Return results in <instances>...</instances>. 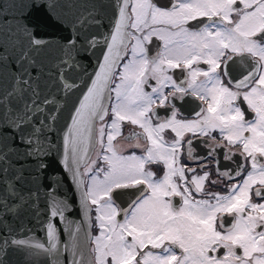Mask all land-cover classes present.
Wrapping results in <instances>:
<instances>
[{
  "label": "snow or ice",
  "instance_id": "6c2138e0",
  "mask_svg": "<svg viewBox=\"0 0 264 264\" xmlns=\"http://www.w3.org/2000/svg\"><path fill=\"white\" fill-rule=\"evenodd\" d=\"M20 6L27 11L9 19L3 0H0V78L10 67L7 42L23 34L29 44L16 60L18 71L10 87L0 85V185L3 186L0 212L4 213L0 218V229L6 227L8 214H18L25 209L33 195L29 192L25 196L22 190L17 191L15 184L7 182L8 158L12 153L18 157L37 155L32 149L31 137L42 129L33 127L31 121L34 113L44 109L38 103V81L31 78L35 64L29 53L52 43L35 36L36 25L29 18L34 12L52 9L55 5L46 0H27V3L21 0ZM117 7L119 19L115 22L111 42L107 44L104 62L72 117L76 135H82L84 131L91 133V121H103L108 115L101 100L105 86L114 75L116 61L122 58L120 47H127L125 40L128 37L135 40L131 46L132 59L123 65L118 76L120 83L113 89L116 99L111 104L107 133L105 126L99 129L104 152L102 159L107 170H100L103 180L93 175L83 193L85 204L96 206L98 234L90 237L93 255L87 262L73 259L68 264H264V161L258 159L264 157V0H173L169 7L159 6L155 0H123ZM51 19L57 24L61 22L56 17ZM191 21L200 23L190 25ZM93 22L92 13L82 15L76 21L80 25ZM129 27L134 31L126 32ZM191 27L197 30L192 31ZM141 32L144 33L142 38L136 35ZM153 36L163 41V48L149 57L144 43L151 42ZM62 41H55V47L66 54L78 51L71 34ZM201 62L208 65L206 70L193 68ZM230 62L233 66L241 65L243 71L239 79H234L229 72ZM221 65L222 74L217 71ZM181 66L187 70V80L177 83L167 73ZM200 76L204 80L198 81ZM222 76L228 78L227 83ZM150 80H155L156 85L152 86ZM145 86L152 88L151 93L145 91ZM70 87V84H64V88ZM169 87L173 91L165 93L164 89ZM29 92L31 96H28ZM189 94L204 101L207 109L196 112L197 119H178L174 99L170 97L183 100ZM241 99L255 114L253 119H246L243 105L237 103ZM43 103L53 102L45 97ZM154 105L171 108L170 116H161ZM153 118L159 121L155 125ZM122 122L138 125L143 130L142 134L131 132L125 139L146 137L148 146L144 155H121L116 151L113 141L121 134ZM165 129L175 133L173 142L164 141L162 133ZM217 129L227 146L239 145L241 155L251 163V170L242 182L232 184L225 195L205 191L204 182L209 179V172L193 175L190 187L185 169L193 173L195 169L182 164L180 158L185 133L208 136ZM105 135L107 144L103 143ZM64 140L66 148L69 142L73 144L75 153V137L66 135ZM188 144L191 146L192 141ZM189 158L196 159L191 156V147ZM225 158L230 160L232 155L225 153ZM160 163L164 173L156 179L153 171L145 166ZM36 166L38 169L46 167L39 160ZM243 169L244 164H238L234 176H241ZM79 175L76 173L77 177ZM219 175L234 178L227 172ZM176 177L178 180L174 179ZM141 185L146 188L139 187ZM122 189H137L133 193L135 199L127 208H122L113 198V193ZM253 190L259 202H253ZM194 193L210 198L197 199ZM9 196L15 201L11 208L7 204ZM177 196L182 201L179 207L170 199ZM66 210V203L58 204L51 217L59 215L63 218ZM118 216L122 218L118 220ZM225 216L232 217L230 223ZM46 238L47 247L30 240L12 239L10 243L29 249L31 256L52 257L55 264L61 252L51 218L46 224ZM8 246L9 241L4 240L0 244V253ZM149 246L160 251L153 252ZM176 248L181 254H177ZM220 249L224 250L223 254H219ZM71 252L73 257L77 255L75 246Z\"/></svg>",
  "mask_w": 264,
  "mask_h": 264
},
{
  "label": "water",
  "instance_id": "95a60500",
  "mask_svg": "<svg viewBox=\"0 0 264 264\" xmlns=\"http://www.w3.org/2000/svg\"><path fill=\"white\" fill-rule=\"evenodd\" d=\"M24 3H27V0H24ZM46 3H52L55 7L34 12L29 18L31 23L36 25L35 36L52 42L50 46L29 53L35 64L31 69V78L38 81L40 92L38 103L44 109L43 112L34 113L31 121L33 127L42 129L31 137L32 149L37 155L18 157L12 153L8 158L7 182L15 184L17 191L22 190L25 196L29 192L33 195L25 209H21L18 214H8L6 227L0 229V244L4 240L9 241L5 252L0 253L3 264H53L52 257L43 255L34 257L28 254L29 249L18 248L10 243L12 239L30 240L43 243L47 247L46 224L49 218L57 230L58 248L61 252L55 264H68V261L73 259H83L87 262L92 257L89 243L92 236L91 210L89 203L84 202L82 169L95 147V127L99 119L91 121V133L84 131L82 135H76L72 117L88 88L92 86V80L100 70V64L104 62L107 44L111 42L115 22L119 19L117 5L122 4L123 0H46ZM69 3L73 6L68 7ZM3 4L8 11L9 19L19 17L27 11L20 6L21 0H3ZM13 4L16 6L13 7ZM88 13H92L94 17L93 23L83 25L76 23L77 18ZM51 17H56L61 22L57 24ZM125 31L127 32V28ZM70 34L78 51L66 54L64 50L55 47V41H62V38ZM128 41L129 37L125 40L126 45ZM7 47L11 57L10 67L3 78H0V85L10 87L18 71L16 60L21 52L29 48V44L27 38L21 34L9 40ZM126 48L120 47L122 58L116 61L114 72L124 58ZM112 76L105 86L101 100L106 108L109 104ZM65 83L71 87L64 88ZM28 96H31L30 92ZM45 97L53 103H43ZM40 120L45 122L41 124ZM66 135L75 137V153L71 142L67 148L65 147ZM8 139L11 141L12 137L9 136ZM234 159L237 162V158ZM37 160L43 161L46 167L38 169ZM218 168L227 170L228 165ZM76 173L80 174L79 177ZM77 180L80 181L79 184ZM2 187L0 185V189ZM2 195L0 192V196ZM14 203L13 198L9 196L8 207H13ZM64 203L68 205V210L64 212L63 218L59 215L51 217L53 208ZM3 217L4 213L0 212V218ZM74 246L77 250L75 257L71 252Z\"/></svg>",
  "mask_w": 264,
  "mask_h": 264
},
{
  "label": "flooded vegetation",
  "instance_id": "af4514ba",
  "mask_svg": "<svg viewBox=\"0 0 264 264\" xmlns=\"http://www.w3.org/2000/svg\"><path fill=\"white\" fill-rule=\"evenodd\" d=\"M155 2L161 6V7H169L173 0H155ZM129 14L131 13V9L129 7L128 9ZM199 21H191L190 25H199ZM188 25H186L187 27ZM190 30L196 31V27H191ZM134 30L130 27L127 28V32H133ZM146 31V30H145ZM137 36L143 37L144 33H136ZM135 43V40L131 39L129 37L128 45L124 54V58L121 60V62L118 64L117 70L114 72V75L112 77V81L110 83V91H109V105L107 107L108 109V115L105 116L103 121H96V127H95V147L91 153V157L89 158L88 162L84 164V167L82 169V175L84 177V188L87 187L88 184H91L92 180L91 177L95 175L97 179L103 180V171L100 170H107V164L103 161L102 157L104 155V152L101 147V138L99 136V129L101 126H105V131L107 133V124L111 123V104L115 103L116 99V93L113 90L116 86V84L120 83L118 76L119 73L123 70V65L125 63H128L132 59V52H131V46ZM144 47L146 51L148 52L149 57L156 55L157 51L161 50L163 48V41L158 40L155 36L152 37L151 42H145ZM239 59V58H236ZM201 68V69H207L208 65L204 64L203 62L199 64H194L193 68ZM223 65H221V69H218V72H221L222 74ZM243 69L241 65L237 64L233 66L231 62L229 63V72L232 74L234 79L240 78V72H242ZM168 75H171L173 79L179 83L181 80H187V70L183 68V66L176 68V69H170L167 73ZM225 83H227L228 78L223 77ZM198 81L204 80L203 76L197 77ZM152 86L156 85L155 80H150L149 82ZM184 87L187 88V83L184 84ZM235 90V89H233ZM145 91L151 93L152 88L149 86H145ZM165 93L173 91L171 87L164 89ZM179 96V94H177ZM174 99V104L176 105V110L178 111V119H186V120H194L197 119L195 113L199 112L201 108L207 109V104L197 99L196 97L192 96L191 94L184 97L183 100L179 98H172ZM237 103H240L243 105V110L246 112V119H253L254 113L247 109V104L241 100H238ZM156 111L160 113L161 116H170V113L172 111L171 108H160L158 105L153 106ZM155 118H153V124L155 125L158 123ZM131 132H137V133H143V130L139 128L138 125H132L129 122H122L121 126V134L116 137V139L113 141V144L116 148V151L121 155H138L142 156L145 154V149L148 146V142L146 140V137L141 135L140 139H132L130 141L126 140L125 137L129 136ZM245 135H248V133H245ZM163 139L166 143H171L176 139L175 133L172 132L171 129H165L162 133ZM212 137H215L213 139ZM191 140L192 144L189 146L188 141ZM103 143L107 144V135L103 138ZM181 149H180V158L181 163L184 165H187L189 168L195 169V172H190L185 169V175L186 179L189 182V186L191 187V180L193 175H200L202 176L204 172H209L210 177L208 180L204 182L205 184V191L208 193H218L220 195H225L228 193L229 187L234 183H240L242 182L243 178L247 175L248 171L251 170V163L249 161H246L245 158L241 155V148L239 145L236 147L229 148L227 146V141L223 140L221 137V134L219 130H215L209 133L208 136H200L199 134L193 135L190 132L185 133L184 139L181 142ZM189 147H191V156L195 157L196 159H190L189 158ZM210 152H213V155H209ZM225 153H229L232 155V159H226ZM234 157L237 158V162H235ZM234 159V160H233ZM261 161H264V157H258ZM244 164L243 173L241 176H234L235 170H236V164ZM228 165L227 170L219 169L218 167H224ZM236 166V167H235ZM147 170H151L154 173V178L159 179L163 176L164 173V167L163 164H147L146 166ZM229 173L234 176L233 179H229L227 176L219 175V173ZM87 173V174H85ZM178 180V177L174 178ZM212 181H216V183H212ZM141 188H146V186H139ZM137 189H122V190H116V192L113 193V198L115 199L116 203H118L122 208H127L128 205L131 203L132 200L135 199V195L133 193H136ZM197 199H208L210 197L205 196L203 194L196 195ZM169 199V198H166ZM173 202V204L177 207L180 206L182 203L180 197H171L170 198ZM253 202H259L258 198L254 195L253 190V196H252ZM89 207L91 210V232L92 236L98 234V229L95 227L96 221V211L95 205H92L89 203ZM122 217L118 216L117 219H121ZM225 219L230 223L232 220V217L225 216ZM219 223V219H218ZM90 253H92L93 245L90 240ZM150 249V246H149ZM146 249L145 251L149 250ZM153 252L158 253L159 249H150ZM175 251L177 254L180 253V249L176 248ZM223 249H220L219 254H223ZM238 252L240 250H237Z\"/></svg>",
  "mask_w": 264,
  "mask_h": 264
}]
</instances>
